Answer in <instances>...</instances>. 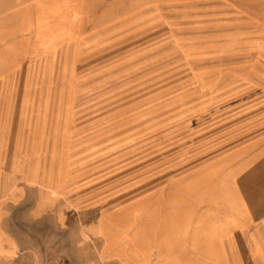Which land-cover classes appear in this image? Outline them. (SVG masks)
<instances>
[{"label":"rangeland","instance_id":"obj_1","mask_svg":"<svg viewBox=\"0 0 264 264\" xmlns=\"http://www.w3.org/2000/svg\"><path fill=\"white\" fill-rule=\"evenodd\" d=\"M1 25L9 264H161L208 236L216 204L209 237L257 202L241 178L257 171L264 0H0Z\"/></svg>","mask_w":264,"mask_h":264},{"label":"crops","instance_id":"obj_2","mask_svg":"<svg viewBox=\"0 0 264 264\" xmlns=\"http://www.w3.org/2000/svg\"><path fill=\"white\" fill-rule=\"evenodd\" d=\"M3 25L0 26V38L4 32ZM256 82L264 89V67L259 68ZM263 75V77L260 75ZM264 96V92H258V96ZM259 98V97H258ZM250 115L247 113V116ZM246 131L256 148V173L242 176V184L251 179L252 187L246 189L247 195L257 197L256 203L236 204L234 213L225 222V233L223 236H212L208 231L211 223L215 222V228L225 220L224 209L229 205L223 202L215 207L220 212L211 211L210 215L201 220V226L207 229L208 239L205 242L199 235V230L192 237V241L182 239L176 250L161 253V264H264V105L257 107L255 113L246 121ZM255 158V157H254ZM255 181V182H254ZM214 217H213V216ZM204 220V223L202 221ZM179 221V220H177ZM183 221V234L185 228L192 226V220ZM170 225H166L168 227ZM181 227V224L176 225ZM212 226V225H210ZM220 226V225H219ZM171 227V226H170ZM220 230V229H218ZM218 230H215L217 235ZM210 233V235H209ZM186 234V233H185ZM192 235V234H191ZM152 237L146 238L149 241ZM184 244H187L184 246ZM10 253L4 252L0 255V264H9Z\"/></svg>","mask_w":264,"mask_h":264}]
</instances>
